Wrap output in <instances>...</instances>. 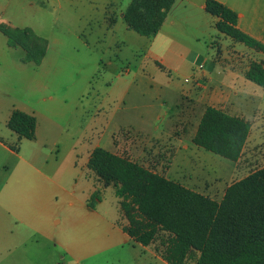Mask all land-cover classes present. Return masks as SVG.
<instances>
[{
	"label": "rangeland",
	"instance_id": "374dc122",
	"mask_svg": "<svg viewBox=\"0 0 264 264\" xmlns=\"http://www.w3.org/2000/svg\"><path fill=\"white\" fill-rule=\"evenodd\" d=\"M129 1L0 0V24L28 28L47 42L41 63L33 66L20 61L22 49L9 47L0 32V264H51L54 259L59 264L79 259L80 264H166L142 256V247L124 233L118 239L111 230L97 233L81 223L95 214L80 203L70 206L72 193L83 202L98 191L95 213L125 222L113 187H103L87 167L89 152L97 146L216 201L228 185L264 165V88L246 89L233 108L251 123L237 161L192 143L198 108L189 109V99L180 94L196 71L235 57L240 61L234 66L242 67L241 59L255 53L208 22L200 29L188 26L181 43L186 59L178 69L163 71L157 60L144 56L146 38L109 29L110 18H118ZM13 109L35 116L34 139L19 140L7 128ZM158 131L162 138L139 142L137 132ZM74 135L78 139L71 143ZM13 144L18 152L8 148ZM19 218H46L50 228L68 237L70 249L90 245L92 256L66 253ZM26 233L28 239L14 246Z\"/></svg>",
	"mask_w": 264,
	"mask_h": 264
},
{
	"label": "trees",
	"instance_id": "16d2710c",
	"mask_svg": "<svg viewBox=\"0 0 264 264\" xmlns=\"http://www.w3.org/2000/svg\"><path fill=\"white\" fill-rule=\"evenodd\" d=\"M174 1L130 0L122 18L136 33L154 35ZM204 9L217 18L214 27L220 34L264 53V43L238 28L235 11L218 0H205ZM0 32L9 47L22 49L21 62L33 66L41 63L47 44L43 38L28 28L3 23ZM243 75L264 87L262 61H250ZM6 126L19 140L35 138L33 114L13 109ZM250 127L244 117L206 106L192 143L237 161ZM8 147L18 152L16 144ZM87 167L103 187H113L125 220H117V224L167 264H264V165L228 185L220 201L99 146L90 152ZM98 198V191H94L88 206L94 208L93 201Z\"/></svg>",
	"mask_w": 264,
	"mask_h": 264
},
{
	"label": "crops",
	"instance_id": "0c3cea01",
	"mask_svg": "<svg viewBox=\"0 0 264 264\" xmlns=\"http://www.w3.org/2000/svg\"><path fill=\"white\" fill-rule=\"evenodd\" d=\"M218 1L237 13V26L240 30L264 43V0ZM204 3L205 0H175L171 8L168 10L158 32L150 36H142L130 29L122 18V13L124 10L120 12L118 18L114 17L112 20H109L108 26L112 32H116L117 30L127 33L133 31L139 36L146 38L145 40H147V43L145 45L147 49L144 56L149 55L152 59L157 60V66L163 71H167L169 69L176 70L178 69L181 61L186 59V55L183 54V51L181 50L184 47L181 43H185L184 41L187 40L184 36L186 35L188 26L200 29L202 28V24H208L209 22L210 27L215 29L214 23L217 18L205 11ZM195 38L197 39V37ZM155 42L157 43L155 44ZM251 50L255 53V55H253L252 58H246L245 60L241 59L244 62L242 67L234 66L235 62L240 61L236 57L230 58L229 60L231 61H226V59H224V65L220 66L216 65V62H213L211 67H208L205 70L202 69L200 72L196 71V73H194L193 82L191 85L187 87L182 86L180 94L184 98L189 99V104H191V106H188L189 109H191L192 106H196V108H198L199 119L206 106H214L216 108L222 109L230 115L243 117V114H239V112H236L233 109L236 106V100H239L240 96L247 95L246 89L254 91L257 89L256 86H258L255 83H250L251 81L245 79L243 73L247 69L249 62L252 60L262 61L264 66V53L256 52L253 49ZM219 51L220 50L218 49V52ZM182 56L184 57L182 58ZM127 71L129 72L128 68H126L125 72ZM116 76L119 78L120 75L117 74ZM167 83L169 84V81ZM49 97L51 98L52 96ZM77 109L78 108L75 110ZM82 109L84 111V106ZM96 110L98 112L99 109ZM139 118H141V116ZM162 118L163 117H161L159 114H157L155 117L156 121H161ZM197 124L198 122L195 124L194 129L191 132V139L196 131ZM137 134L142 136V140L139 138V142L144 143L150 142L154 137L162 138L164 136L162 131H158L154 135H145L143 132H137ZM77 136L78 135H74V137L71 139V143L76 142L75 139ZM167 136L168 134L165 135V137ZM57 159L58 158L56 156V160ZM71 193L72 192H70V194ZM76 203L82 204L85 208H87V210H89L88 212L95 214L90 215V213H88V216L82 218L81 223L87 224L94 231H97V233L100 231L111 230L110 235L113 238H120V234L122 233L127 235V233L122 230L121 226L117 224V220H111L110 218L108 219L107 217L96 214L95 208H90L86 200L82 202L79 200V198L73 196L72 193L70 206H73V204ZM19 220L21 223H25L30 229H33L35 235L37 234L46 239L52 238L53 245L59 246V249L64 250L66 253L67 250L69 252L70 250L71 252L74 250L78 255H83L85 258L92 256L90 255L91 252L88 251V249L90 250V245L85 246L87 249L81 246L70 249L67 241L68 237H61L60 234L55 232V229L50 228L46 218H41V220L38 221H24L22 218H19ZM56 222H60V220L58 219ZM28 234L29 233H26L25 238L17 236V242L14 244V246L21 244L25 239H28ZM129 240H131L130 242L132 243H137L131 237H129ZM91 245L92 249H94V245ZM139 245L142 247V256H148L152 261L157 262L158 260L166 263L157 254H155L152 248L143 246L141 244ZM75 263L80 264V259L75 260ZM51 264L59 263L56 262V259H54Z\"/></svg>",
	"mask_w": 264,
	"mask_h": 264
},
{
	"label": "built area",
	"instance_id": "2783aa9c",
	"mask_svg": "<svg viewBox=\"0 0 264 264\" xmlns=\"http://www.w3.org/2000/svg\"><path fill=\"white\" fill-rule=\"evenodd\" d=\"M201 68H203V67H202V65L200 64V65L198 66V69H201ZM185 81H188V79L185 78Z\"/></svg>",
	"mask_w": 264,
	"mask_h": 264
}]
</instances>
